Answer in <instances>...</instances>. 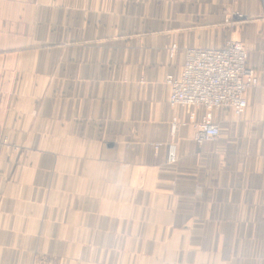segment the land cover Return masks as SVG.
<instances>
[{
    "label": "crops",
    "instance_id": "crops-1",
    "mask_svg": "<svg viewBox=\"0 0 264 264\" xmlns=\"http://www.w3.org/2000/svg\"><path fill=\"white\" fill-rule=\"evenodd\" d=\"M233 30L246 111L173 132L207 110L167 76ZM0 264H264V0H0Z\"/></svg>",
    "mask_w": 264,
    "mask_h": 264
},
{
    "label": "built area",
    "instance_id": "built-area-1",
    "mask_svg": "<svg viewBox=\"0 0 264 264\" xmlns=\"http://www.w3.org/2000/svg\"><path fill=\"white\" fill-rule=\"evenodd\" d=\"M236 16L242 18L243 14L236 13ZM248 59L249 50L235 30L222 47L188 48L181 74L167 76L169 100L173 106L205 107L207 112L201 119H197L195 113H191L188 120L174 117L173 132L180 126H190L197 142L212 141L221 134L220 125L214 120V110L228 107L236 115H242L248 107L246 92L259 82ZM168 160H177L175 144L169 145Z\"/></svg>",
    "mask_w": 264,
    "mask_h": 264
}]
</instances>
